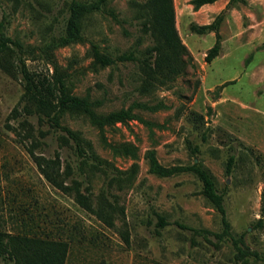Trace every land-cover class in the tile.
I'll return each mask as SVG.
<instances>
[{
    "label": "rangeland",
    "instance_id": "1",
    "mask_svg": "<svg viewBox=\"0 0 264 264\" xmlns=\"http://www.w3.org/2000/svg\"><path fill=\"white\" fill-rule=\"evenodd\" d=\"M71 1L0 0V36L40 46L63 33ZM229 1L196 8L192 0H173L187 66L149 93L140 91L137 63L102 66L91 52L96 45L112 57L128 50L142 56L154 45L129 0H109L106 10L87 16L83 40L56 48L53 63L26 56L33 70L52 73L56 62L74 94L101 102L99 112L134 103L153 107H135L138 118L103 130L84 117L62 115L63 126L91 142L96 160L60 145L61 131L47 121L15 118L12 110L23 86L0 68V232L62 240L68 244L65 264H242L231 240L215 246L213 235L210 242L193 231L223 229L199 178L192 172L167 177L151 172L153 151L165 166L199 162L213 175L225 194L232 234L244 235L246 245L263 257L248 264H264V0H241L225 11L221 49L211 62L206 55L216 33L192 28L211 23ZM24 118L33 125L31 134L21 124ZM31 150L46 159L60 153L55 181L41 172ZM231 155L235 162L229 172ZM93 163L101 168H92ZM103 191L115 209L112 224L77 201L83 193L97 207ZM157 214L169 224L158 226ZM0 264L14 262L0 259Z\"/></svg>",
    "mask_w": 264,
    "mask_h": 264
},
{
    "label": "trees",
    "instance_id": "2",
    "mask_svg": "<svg viewBox=\"0 0 264 264\" xmlns=\"http://www.w3.org/2000/svg\"><path fill=\"white\" fill-rule=\"evenodd\" d=\"M216 1L218 0H192V3L196 8H199ZM239 1L241 0H230L226 8L211 23L192 25L197 33H216V42L206 55L207 62H211L220 52L219 27L224 19L225 11ZM108 3L109 0L71 1L63 33L40 46L29 47L19 39H13L5 34L0 36V68L9 75L20 79L23 86V93L13 108L12 115L15 118L23 115L26 117L37 116L39 122L47 121L55 131H61L58 135L60 145L73 147L79 156L86 159L96 160L99 158L89 140L82 137L79 132L61 124L62 115L68 113L84 117L91 124L103 130L107 125L138 118L133 113L135 107L151 109L153 107L145 103H134L126 109L99 112L96 110V106L101 102L99 100L92 101L88 96L74 94L69 85L68 74L60 70L56 62H54L52 73L49 69L47 71L33 70L28 66L26 56L31 55L46 63H53V51L56 48L83 40L84 19L94 12L106 10ZM129 5L135 18L141 21L143 32L152 36L154 45L147 47L142 52V56L137 55L135 50H128L112 57L108 53L101 52L96 45L92 46L91 52L95 61L102 66L127 61L137 63L142 74L140 91L149 93L157 86L168 84L174 81L178 75L184 73L187 66L185 54L188 52L176 28L173 0H129ZM37 50L39 53L35 55ZM21 124L31 134L32 123L24 118ZM48 132L50 131H43L41 134L46 136ZM31 154L45 177L55 181L54 170L61 165L60 153L56 152L54 159L36 155L33 150H31ZM148 156L150 170L157 175L167 177L177 173L192 172L202 182V193L220 213L223 229L220 232L194 229L195 234L203 235L210 242L213 241L208 235H213L217 239L213 242L215 246H218V242L231 240L235 249V260L242 264H248L251 258L254 260L263 258L258 251L252 250L246 245L244 235L239 238L234 237L224 205L225 194L218 189L213 175L199 162H194L191 165L165 166L159 162L153 151H150ZM234 162L235 157L231 155L227 165L229 172L232 171ZM91 166L95 169L101 168L97 163H93ZM114 179L115 177L110 178L108 187L111 186ZM77 201L85 209L94 212L104 222L113 223L115 209L106 192H101L97 207H94L90 197L83 193H78ZM157 218L158 226L165 227L169 224L163 215L157 214ZM67 252L68 244L62 240L39 239L33 236L0 232V259L11 260L14 264H65Z\"/></svg>",
    "mask_w": 264,
    "mask_h": 264
}]
</instances>
